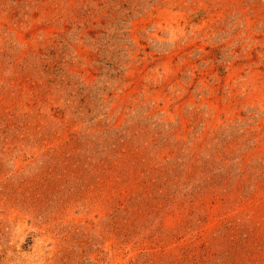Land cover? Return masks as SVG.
Here are the masks:
<instances>
[{
    "label": "rangeland",
    "instance_id": "obj_1",
    "mask_svg": "<svg viewBox=\"0 0 264 264\" xmlns=\"http://www.w3.org/2000/svg\"><path fill=\"white\" fill-rule=\"evenodd\" d=\"M0 264H264V0H0Z\"/></svg>",
    "mask_w": 264,
    "mask_h": 264
}]
</instances>
